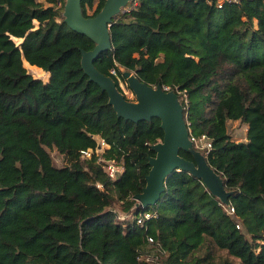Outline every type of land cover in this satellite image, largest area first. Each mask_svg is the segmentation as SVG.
I'll return each instance as SVG.
<instances>
[{
    "label": "trees",
    "instance_id": "obj_1",
    "mask_svg": "<svg viewBox=\"0 0 264 264\" xmlns=\"http://www.w3.org/2000/svg\"><path fill=\"white\" fill-rule=\"evenodd\" d=\"M106 1L83 0V15ZM220 1L133 0L94 61L120 91L123 68L182 92L185 121L211 141L207 162L232 193L225 205L174 171L142 207L134 197L164 139L161 120L118 117L82 68L96 44L67 25L66 0H0V264H264V0ZM231 122L247 126L246 140L232 139ZM109 161L124 166L117 179ZM117 208L133 217L119 220ZM143 212L152 218L139 224Z\"/></svg>",
    "mask_w": 264,
    "mask_h": 264
},
{
    "label": "water",
    "instance_id": "obj_2",
    "mask_svg": "<svg viewBox=\"0 0 264 264\" xmlns=\"http://www.w3.org/2000/svg\"><path fill=\"white\" fill-rule=\"evenodd\" d=\"M83 0H67L64 17L67 25L74 31L90 38L96 47L92 51L82 52V68L92 81L109 96L119 118L139 122L161 120L164 139L152 146L156 156L150 158L151 170L146 178L147 184L141 194L134 197L138 206L155 205L165 190L168 176L174 171H187L202 180L210 192L223 204L229 202L232 193L225 189L224 180L210 167L207 158L193 149L188 125L184 117V107L175 91H165L162 86L151 87L141 82L134 73H124L130 89L135 93L137 102H131L118 89L115 81L101 74L95 67V59L103 52L112 49L110 29L113 19L126 10L132 0H107L103 9L95 17H85L82 12ZM24 41L22 40L21 44ZM51 78V77H50ZM180 151L193 153L194 161L180 156Z\"/></svg>",
    "mask_w": 264,
    "mask_h": 264
},
{
    "label": "built area",
    "instance_id": "obj_3",
    "mask_svg": "<svg viewBox=\"0 0 264 264\" xmlns=\"http://www.w3.org/2000/svg\"><path fill=\"white\" fill-rule=\"evenodd\" d=\"M240 0H233V2H239ZM130 7H126V10L129 9ZM112 74H116V72L113 70ZM165 91H172L170 90L169 87H165L164 88ZM178 94V96L182 93L180 91L176 92ZM188 125V130H189V136H190V140L192 141L193 144V149L195 151L201 152L206 158L208 157L210 150L212 149V143L209 139L206 138V136H202L201 138H196L191 131L190 125L189 123H187ZM106 143L104 141H102L101 145L99 146L100 150L104 147H106ZM82 157L85 159H91L93 157L94 152L92 150H83L81 152ZM102 158H99V161H102ZM105 168V172L109 175L110 178L112 179H117L118 177H120L125 169L123 165H118L115 161H109L107 162ZM98 188L102 189L103 186L101 184L97 185ZM227 212L229 213V215H234L235 213V209L230 207L227 208ZM144 215V216H143ZM133 215L132 214H128L126 216V218H132ZM137 217V221L139 224H143L145 220H148L150 218H152V214H150L149 212H143L140 213ZM135 217V218H136ZM126 218H120L118 217L119 220H125ZM239 227V226H238ZM149 242L153 243L154 239L153 238H149Z\"/></svg>",
    "mask_w": 264,
    "mask_h": 264
},
{
    "label": "rangeland",
    "instance_id": "obj_4",
    "mask_svg": "<svg viewBox=\"0 0 264 264\" xmlns=\"http://www.w3.org/2000/svg\"><path fill=\"white\" fill-rule=\"evenodd\" d=\"M67 1V0H66ZM224 0H221L220 2L222 3ZM131 3H129V7L130 5L132 4L133 0L130 1ZM127 6V7H128ZM94 12V10H89L88 13L90 15H92ZM36 26L38 25L37 23L35 24ZM16 44L17 45H20L22 41L18 42L17 40H15ZM28 70V72L30 74H32L35 78L37 79H42L44 82H48V73H42L44 76H40L38 74H36L33 70L29 69V68H26ZM43 71V70H42ZM44 72V71H43ZM48 80V81H47ZM119 85H120V88H121V92L125 95V98L131 102H137V97L135 95V93L130 89L127 81H123V80H119ZM229 133L231 134L232 136V139L236 140V141H244L246 140V133H247V126L244 125L242 122H231L229 123ZM51 155L53 157V160L55 162V164L57 166H63L64 165V160H63V156L57 151V150H52L51 151ZM117 216L120 218H126L127 214L126 213H123L122 211H120L118 208H117ZM240 226V229H243V225L242 223L239 225ZM38 264H46L44 262L43 259H39L38 261H36Z\"/></svg>",
    "mask_w": 264,
    "mask_h": 264
},
{
    "label": "crops",
    "instance_id": "obj_5",
    "mask_svg": "<svg viewBox=\"0 0 264 264\" xmlns=\"http://www.w3.org/2000/svg\"><path fill=\"white\" fill-rule=\"evenodd\" d=\"M42 72H43V71H42ZM48 75H49V77H48V80H50V77H51V76H50V74H49V73H48ZM48 80H47V81H48Z\"/></svg>",
    "mask_w": 264,
    "mask_h": 264
},
{
    "label": "bare ground",
    "instance_id": "obj_6",
    "mask_svg": "<svg viewBox=\"0 0 264 264\" xmlns=\"http://www.w3.org/2000/svg\"><path fill=\"white\" fill-rule=\"evenodd\" d=\"M22 41V40H21Z\"/></svg>",
    "mask_w": 264,
    "mask_h": 264
}]
</instances>
